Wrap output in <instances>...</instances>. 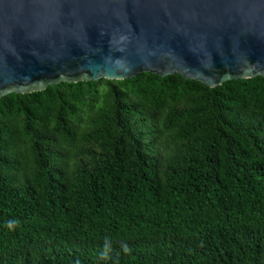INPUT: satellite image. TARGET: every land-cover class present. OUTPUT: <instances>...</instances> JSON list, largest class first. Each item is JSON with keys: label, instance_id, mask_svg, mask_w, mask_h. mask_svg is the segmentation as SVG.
Masks as SVG:
<instances>
[{"label": "trees", "instance_id": "16d2710c", "mask_svg": "<svg viewBox=\"0 0 264 264\" xmlns=\"http://www.w3.org/2000/svg\"><path fill=\"white\" fill-rule=\"evenodd\" d=\"M77 260L264 264V76L143 72L0 100V264Z\"/></svg>", "mask_w": 264, "mask_h": 264}, {"label": "water", "instance_id": "95a60500", "mask_svg": "<svg viewBox=\"0 0 264 264\" xmlns=\"http://www.w3.org/2000/svg\"><path fill=\"white\" fill-rule=\"evenodd\" d=\"M143 72L264 76V0H0V100Z\"/></svg>", "mask_w": 264, "mask_h": 264}, {"label": "clouds", "instance_id": "9594fccd", "mask_svg": "<svg viewBox=\"0 0 264 264\" xmlns=\"http://www.w3.org/2000/svg\"><path fill=\"white\" fill-rule=\"evenodd\" d=\"M15 223H18V222H17V221H9V222H8V225H9V227H11V226H12L13 224H15ZM122 247L124 248V250H126V251L128 250V247H127L126 244L123 245ZM109 250H110V242H108L107 239H106V242H105V251L101 253V256H102V257H103V256H106ZM75 264H80V262L77 260V261L75 262Z\"/></svg>", "mask_w": 264, "mask_h": 264}]
</instances>
